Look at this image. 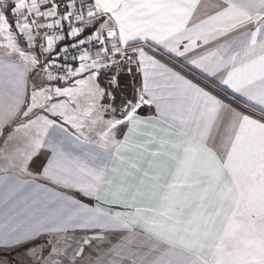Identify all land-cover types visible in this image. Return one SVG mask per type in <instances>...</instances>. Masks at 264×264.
I'll return each instance as SVG.
<instances>
[{"label":"snow or ice","instance_id":"6c2138e0","mask_svg":"<svg viewBox=\"0 0 264 264\" xmlns=\"http://www.w3.org/2000/svg\"><path fill=\"white\" fill-rule=\"evenodd\" d=\"M0 264H264V0H0Z\"/></svg>","mask_w":264,"mask_h":264}]
</instances>
